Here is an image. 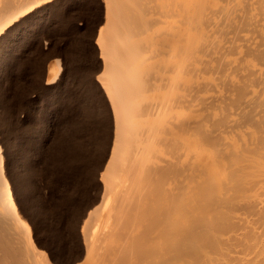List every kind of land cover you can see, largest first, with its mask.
<instances>
[{
	"label": "bare ground",
	"instance_id": "1",
	"mask_svg": "<svg viewBox=\"0 0 264 264\" xmlns=\"http://www.w3.org/2000/svg\"><path fill=\"white\" fill-rule=\"evenodd\" d=\"M49 1L0 0V35ZM103 2L95 79L114 136L101 201L81 225L83 264H232L245 253L244 227L255 231L256 213L264 220V197L253 194L264 196V0ZM61 69L58 56L47 83ZM16 104L0 117L11 128ZM1 138L0 264H53L21 216ZM240 210V224L225 225ZM253 245L247 263L264 264V241Z\"/></svg>",
	"mask_w": 264,
	"mask_h": 264
},
{
	"label": "rangeland",
	"instance_id": "2",
	"mask_svg": "<svg viewBox=\"0 0 264 264\" xmlns=\"http://www.w3.org/2000/svg\"><path fill=\"white\" fill-rule=\"evenodd\" d=\"M104 15L103 0H51L20 16L0 35V117L8 114L7 104L17 102L13 128L0 119L5 167L37 249L46 251L53 264H83L86 246L81 225L103 194L100 174L114 136L113 112L95 79L104 66L95 43ZM60 55L65 57V71L61 69L58 82L47 83L48 64ZM256 191L253 194L264 197L261 188ZM238 212L229 213L225 225L233 223L236 215L247 214ZM257 215L252 222L260 231L264 220ZM236 223L240 224L239 219ZM253 227L245 226L243 231L249 232L244 234L252 235ZM226 228L220 231L225 236L232 227ZM255 233L242 234L244 241L238 242L242 246H232L248 253L239 255L248 258L252 243L264 239L257 238L260 234L255 238ZM259 242L253 250L264 248ZM241 255L227 260L240 264ZM251 255V259L244 258L245 264L254 261ZM175 262L184 263L179 256Z\"/></svg>",
	"mask_w": 264,
	"mask_h": 264
},
{
	"label": "flooded vegetation",
	"instance_id": "3",
	"mask_svg": "<svg viewBox=\"0 0 264 264\" xmlns=\"http://www.w3.org/2000/svg\"><path fill=\"white\" fill-rule=\"evenodd\" d=\"M62 60H63V67H62V72H63V70L65 71V57L63 56V58H62Z\"/></svg>",
	"mask_w": 264,
	"mask_h": 264
},
{
	"label": "crops",
	"instance_id": "4",
	"mask_svg": "<svg viewBox=\"0 0 264 264\" xmlns=\"http://www.w3.org/2000/svg\"><path fill=\"white\" fill-rule=\"evenodd\" d=\"M57 58H58V57H56V58L54 57V58L51 60V62L48 64V67H49V68H50V65L53 64Z\"/></svg>",
	"mask_w": 264,
	"mask_h": 264
},
{
	"label": "trees",
	"instance_id": "5",
	"mask_svg": "<svg viewBox=\"0 0 264 264\" xmlns=\"http://www.w3.org/2000/svg\"><path fill=\"white\" fill-rule=\"evenodd\" d=\"M49 44L51 45V44H52V42L50 41V42H49ZM59 57L63 58V55H60Z\"/></svg>",
	"mask_w": 264,
	"mask_h": 264
}]
</instances>
